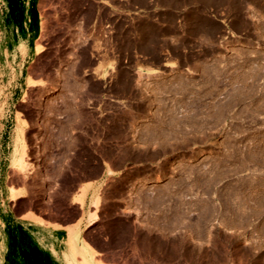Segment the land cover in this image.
Here are the masks:
<instances>
[{
    "label": "rangeland",
    "instance_id": "1",
    "mask_svg": "<svg viewBox=\"0 0 264 264\" xmlns=\"http://www.w3.org/2000/svg\"><path fill=\"white\" fill-rule=\"evenodd\" d=\"M104 168L103 259L264 264V0H0V214Z\"/></svg>",
    "mask_w": 264,
    "mask_h": 264
},
{
    "label": "crops",
    "instance_id": "2",
    "mask_svg": "<svg viewBox=\"0 0 264 264\" xmlns=\"http://www.w3.org/2000/svg\"><path fill=\"white\" fill-rule=\"evenodd\" d=\"M112 176L104 168L101 177L77 183L67 199L69 205L78 208L75 218L59 220L28 209L11 219L0 214L4 224L0 225V264H126L103 259L100 249L84 241L98 221L99 212L92 206L91 197L100 190L104 179ZM40 210L48 214L45 205Z\"/></svg>",
    "mask_w": 264,
    "mask_h": 264
},
{
    "label": "bare ground",
    "instance_id": "3",
    "mask_svg": "<svg viewBox=\"0 0 264 264\" xmlns=\"http://www.w3.org/2000/svg\"><path fill=\"white\" fill-rule=\"evenodd\" d=\"M204 124V123H203ZM191 135V134H190ZM108 173H109V171H108ZM23 194L21 193V192H12L11 193V197H12V199L14 200V199H16V198H18V197H21ZM81 202V201H80ZM94 203V202H93Z\"/></svg>",
    "mask_w": 264,
    "mask_h": 264
},
{
    "label": "trees",
    "instance_id": "4",
    "mask_svg": "<svg viewBox=\"0 0 264 264\" xmlns=\"http://www.w3.org/2000/svg\"><path fill=\"white\" fill-rule=\"evenodd\" d=\"M94 248H96V249H99V248H97L96 246H93Z\"/></svg>",
    "mask_w": 264,
    "mask_h": 264
}]
</instances>
